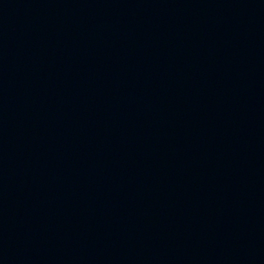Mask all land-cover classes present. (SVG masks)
I'll return each mask as SVG.
<instances>
[{
	"label": "water",
	"instance_id": "1",
	"mask_svg": "<svg viewBox=\"0 0 264 264\" xmlns=\"http://www.w3.org/2000/svg\"><path fill=\"white\" fill-rule=\"evenodd\" d=\"M0 264H264V0H0Z\"/></svg>",
	"mask_w": 264,
	"mask_h": 264
}]
</instances>
